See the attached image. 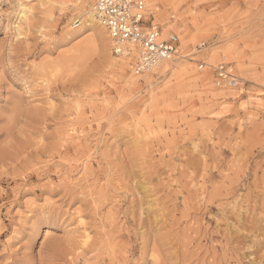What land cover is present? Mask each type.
Masks as SVG:
<instances>
[{"label":"rangeland","instance_id":"374dc122","mask_svg":"<svg viewBox=\"0 0 264 264\" xmlns=\"http://www.w3.org/2000/svg\"><path fill=\"white\" fill-rule=\"evenodd\" d=\"M71 1L0 0V264H129L153 250L164 264H219L227 242L203 227L207 210L240 194L264 204V0H152L183 65L134 80L101 31L75 27L85 0ZM221 63L238 88L217 85ZM41 196L63 208L42 235L26 214Z\"/></svg>","mask_w":264,"mask_h":264},{"label":"snow or ice","instance_id":"6c2138e0","mask_svg":"<svg viewBox=\"0 0 264 264\" xmlns=\"http://www.w3.org/2000/svg\"><path fill=\"white\" fill-rule=\"evenodd\" d=\"M111 31L115 34V28ZM9 70L15 72V69L9 66V69L5 70L6 76ZM51 107L55 108V105H51ZM228 107V105H225L226 109ZM239 107L245 108L246 104L241 103ZM77 108H79V105H77ZM224 114V112L212 113L216 118ZM205 135H207V132ZM190 151L195 159L203 161L204 172L200 178L204 179L209 166L205 146L199 142H194ZM185 159H188V157H185ZM39 179L43 184L48 183L46 176H40ZM177 180L178 177L174 178V182ZM52 187L55 188L56 185L53 184ZM216 205V209L207 210L203 227L209 232H216L225 237L226 246L223 241L219 246L224 248L225 259L221 260L219 264H264V204H260L256 209H253L251 200L249 199L247 205H245L244 196L240 194L236 199V203H233L231 199L223 203L218 200ZM62 211V205L56 199H46L41 196L28 201L26 214L31 216L28 221L29 225L33 229H39L42 235L46 227L58 215L62 214ZM76 211L78 223L84 230L85 238L82 242V248L86 249L91 241V236L88 235V217L85 214L87 209L81 207ZM217 251H219V248ZM5 264H12V262L6 260ZM16 264H32V262L20 259L16 261ZM129 264H164V262L160 259L159 253L153 250L150 260L142 261L137 257L135 261H130Z\"/></svg>","mask_w":264,"mask_h":264},{"label":"built area","instance_id":"2783aa9c","mask_svg":"<svg viewBox=\"0 0 264 264\" xmlns=\"http://www.w3.org/2000/svg\"><path fill=\"white\" fill-rule=\"evenodd\" d=\"M148 2L149 0H95L93 6L97 21L107 30L115 44L116 54L138 50L139 58L132 67L135 76H143L162 62L181 56L178 36L172 33L164 38L162 25L158 23L156 12ZM75 27H80V22L75 23ZM113 28L115 34L111 31ZM203 67L201 65L200 69ZM215 73L218 86L233 89L240 86L239 78L230 64H219Z\"/></svg>","mask_w":264,"mask_h":264},{"label":"bare ground","instance_id":"6f19581e","mask_svg":"<svg viewBox=\"0 0 264 264\" xmlns=\"http://www.w3.org/2000/svg\"><path fill=\"white\" fill-rule=\"evenodd\" d=\"M70 2H72V1L71 0H62V2H61L60 5L61 6L67 5V4H70ZM94 2H95V0H85V2H83L82 4L81 3L80 4H77L76 13L73 15L74 16L73 21L80 22V26H82L81 29L83 30L82 32H84V33L85 32H89V31H92V30L101 31V35H100L99 38H100L101 42L103 43L104 47L106 48V50L108 51V53L110 54V56H113L111 58L114 59V60L115 59L120 60L119 63H120L121 69H123L124 71H126V70H130L131 71L134 62L136 61V59L139 58V52H138V50L132 49V51L130 53H128L129 51H126L122 55L115 53V51H114V46H115L114 42L112 41V39H111L109 33L107 32V30L102 25L99 24V22L97 21V19L95 17V13H94V10H93ZM151 2H153V1L150 0L148 2L149 6H150V3ZM151 8L153 9V7H151ZM23 17L25 19H27V13L26 12L24 13ZM159 23H160V21H159ZM163 23L165 25V22L164 21L162 22V24ZM164 28L165 29L163 31V35H167L171 30H174L175 29L174 26L173 25L171 26L170 24L166 25ZM90 34H88V35H90ZM200 52H203V51H200ZM225 53L226 54H225V57L224 58H228L227 57V54H229V53H227V51ZM220 56H221V53L218 52L216 50V48H213L212 49V54L210 55L211 58L207 60V67H206L207 70L205 71L206 74H205L204 81H206L207 84H209V85L212 83V76H211V74H210L209 71H212V69L215 68V66H216L215 64L218 61V59H219ZM177 59H180V56ZM177 59L172 60V61L162 62L158 67H161L162 68L163 73H166V74L167 73H170L172 71V68L173 67L178 68L182 64V63H179V61ZM118 60H116V61H118ZM158 67H156V68H158ZM156 68L149 70V72H147L146 74H149L153 70H156ZM175 71H176V69L173 72H171V75H174L175 74ZM186 71H190V70H186ZM180 72H181V70H180ZM130 77L133 79V78H135L137 76H135L134 73H133V71H132V76H130ZM130 82H132V81L130 80ZM222 90H223V92L225 91L227 93V90H226L225 87H223ZM233 95L234 94H232V96Z\"/></svg>","mask_w":264,"mask_h":264}]
</instances>
